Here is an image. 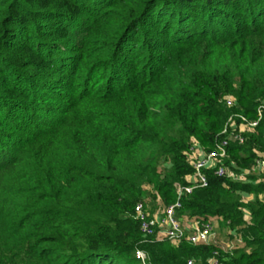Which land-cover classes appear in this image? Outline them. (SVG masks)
<instances>
[{"label": "trees", "instance_id": "1", "mask_svg": "<svg viewBox=\"0 0 264 264\" xmlns=\"http://www.w3.org/2000/svg\"><path fill=\"white\" fill-rule=\"evenodd\" d=\"M262 105L264 0H0V264H264ZM231 119L251 173L206 171L177 217L236 248L145 236Z\"/></svg>", "mask_w": 264, "mask_h": 264}, {"label": "built area", "instance_id": "2", "mask_svg": "<svg viewBox=\"0 0 264 264\" xmlns=\"http://www.w3.org/2000/svg\"><path fill=\"white\" fill-rule=\"evenodd\" d=\"M229 106H235L236 101L228 99ZM264 105L259 110V120L250 124L251 127H256L262 119ZM244 119V118H243ZM246 120V119H244ZM238 126L232 119L223 131L226 137L217 144L216 149L211 152H206L199 145H194L192 153L196 157L194 160L195 173L190 180V184L186 187H180L178 190V201L169 206L163 216L150 217L144 210V206L138 205L136 208V218L140 221L141 231L145 236L162 235L165 238L180 242L187 240L193 244H209L215 238L214 225L212 222L199 224L192 222L191 224H182V220L177 217V209L181 207V198L186 194H191L196 188H204L208 186V177L206 171H214V174L220 178H230L234 181H245L251 173L246 170L243 174H236L226 161L229 159L228 148L230 143L236 142L243 144L245 138L241 133H237ZM253 173L259 175L264 180V159H257L256 165L253 167ZM230 249V248H229ZM138 257L145 259L143 253L139 252ZM192 264V263H190ZM212 264H219L216 260Z\"/></svg>", "mask_w": 264, "mask_h": 264}, {"label": "rangeland", "instance_id": "3", "mask_svg": "<svg viewBox=\"0 0 264 264\" xmlns=\"http://www.w3.org/2000/svg\"><path fill=\"white\" fill-rule=\"evenodd\" d=\"M154 205H155V207H153V205H150V207H148V212H151V213L155 212V213H158V215H163L167 209V207H163V205H161L159 203L154 204ZM153 208H155V209H153ZM180 220H182V219H180ZM211 222L214 225V231H215V238L213 239L212 243L224 246L225 249L230 248V249L234 250L236 248L235 247L236 241L232 240V238H230L229 231L226 230L227 228L225 230H219L216 220H213ZM181 223L185 225L184 222H181ZM157 239L158 240H165L166 238L159 236ZM171 242H175V241H171ZM175 243H178V242H175Z\"/></svg>", "mask_w": 264, "mask_h": 264}, {"label": "crops", "instance_id": "4", "mask_svg": "<svg viewBox=\"0 0 264 264\" xmlns=\"http://www.w3.org/2000/svg\"><path fill=\"white\" fill-rule=\"evenodd\" d=\"M154 215H155V216H158V217L163 216V215H158V213H155ZM182 221H183V220H182ZM192 222H194V221H190L188 224H191Z\"/></svg>", "mask_w": 264, "mask_h": 264}]
</instances>
